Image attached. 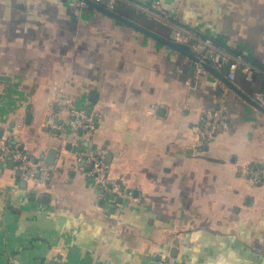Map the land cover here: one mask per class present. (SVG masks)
<instances>
[{"label": "crops", "instance_id": "crops-1", "mask_svg": "<svg viewBox=\"0 0 264 264\" xmlns=\"http://www.w3.org/2000/svg\"><path fill=\"white\" fill-rule=\"evenodd\" d=\"M118 5L170 42L182 28L211 39L252 82L227 67L197 78L193 60L80 0H0V133L40 160L58 151L46 186L0 162V264H264V187L243 175L264 165V0ZM221 96L230 130L196 149L190 132ZM58 98L98 112L96 131L76 140ZM86 148L138 201L84 176Z\"/></svg>", "mask_w": 264, "mask_h": 264}, {"label": "built area", "instance_id": "built-area-1", "mask_svg": "<svg viewBox=\"0 0 264 264\" xmlns=\"http://www.w3.org/2000/svg\"><path fill=\"white\" fill-rule=\"evenodd\" d=\"M94 3L103 6L109 11L115 12L120 0H92ZM161 20L166 18L159 17ZM173 41L180 45L189 47L192 54L200 61L196 63L197 78H207L211 73L203 64L212 66L217 71L227 67V79L234 81L238 74L247 81L252 82V66L246 63L240 57H234L230 52L209 38L202 37L195 32L179 29L174 34ZM256 102L264 108V95L256 94ZM58 107L62 112L70 115V125L76 135V140L83 136L92 135L97 127L100 114L96 111L87 113L86 110H78L73 102L68 99L58 98L56 100ZM219 107L208 109L201 118L198 125L192 128L190 139L196 149H202L218 134L230 130V121L227 113L225 99L221 96L218 100ZM53 118L50 121V128H57ZM80 161H84V176L95 182L103 194L118 197L126 196L129 199L134 198L133 191L124 194L120 182L110 178L109 165L105 162L103 155L95 154L92 150L86 148L78 155ZM0 162L15 164L16 169L26 178L37 186H46L53 175V170L46 161L32 156L21 142L16 134L2 136L0 138ZM244 178L251 189L264 187V165L260 167L248 166L243 172ZM151 264H173L169 255L158 254L152 259Z\"/></svg>", "mask_w": 264, "mask_h": 264}, {"label": "water", "instance_id": "water-1", "mask_svg": "<svg viewBox=\"0 0 264 264\" xmlns=\"http://www.w3.org/2000/svg\"><path fill=\"white\" fill-rule=\"evenodd\" d=\"M81 2H83L84 4L88 5V6H91L105 14H107L108 16H111L135 29H137L138 31L148 35V36H151L167 45H169L170 47L174 48L175 50L181 52L182 54H184L185 56H187L188 58H190L191 60H193L195 63H199L200 61L198 60V58L196 56H194L192 54V51L189 47H186V46H183V45H180L178 43H175V42H170L168 40H165L161 37H159L158 35L152 33L151 31L141 27V26H138L128 20H126L125 18L119 16L118 14H116L115 12H112V11H109L108 9L104 8L103 6H100L96 3H94L93 1L91 0H80ZM203 66L210 72L212 73L213 75L215 76H218L219 78H221L223 81H224V78L220 75L219 71H217L216 69H214L212 66H209V65H206V64H203ZM0 82H4V83H7V82H12V78L10 76H7V75H0ZM226 84L229 85L231 88L232 85H230L231 83H229L228 81H226ZM256 108H258L259 110L263 111L264 112V108L260 107L259 105H255ZM87 113H90V110H88ZM2 137L1 133H0V138ZM57 154H58V151L57 149H50L49 150V153H48V156L46 158V162L48 165L50 166H54L55 163H56V158H57ZM109 158V157H108ZM22 174L20 173L19 176H21ZM23 187L26 186V183H23L22 184Z\"/></svg>", "mask_w": 264, "mask_h": 264}, {"label": "trees", "instance_id": "trees-1", "mask_svg": "<svg viewBox=\"0 0 264 264\" xmlns=\"http://www.w3.org/2000/svg\"><path fill=\"white\" fill-rule=\"evenodd\" d=\"M119 6V5H118ZM118 8V7H117ZM119 9H120V7H119ZM253 166H255V167H260V166H257V165H253Z\"/></svg>", "mask_w": 264, "mask_h": 264}]
</instances>
